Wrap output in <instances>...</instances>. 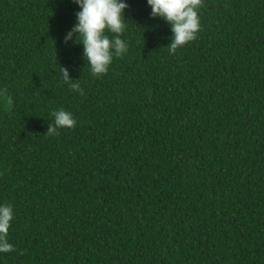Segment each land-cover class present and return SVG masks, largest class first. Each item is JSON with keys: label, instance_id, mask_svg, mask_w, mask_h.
<instances>
[{"label": "trees", "instance_id": "16d2710c", "mask_svg": "<svg viewBox=\"0 0 264 264\" xmlns=\"http://www.w3.org/2000/svg\"><path fill=\"white\" fill-rule=\"evenodd\" d=\"M126 2L97 77L65 43L72 0H0V264H264V0H202L174 54ZM61 109L76 127L48 132Z\"/></svg>", "mask_w": 264, "mask_h": 264}, {"label": "clouds", "instance_id": "9594fccd", "mask_svg": "<svg viewBox=\"0 0 264 264\" xmlns=\"http://www.w3.org/2000/svg\"><path fill=\"white\" fill-rule=\"evenodd\" d=\"M79 8L76 23L65 36V43L80 44L86 66L94 76H102L109 71L114 58L121 57L128 50V44L121 39L126 31V0H72ZM153 19H162L172 33L167 46L171 53L197 39L201 29L199 9L202 0H147ZM109 34H114L110 38ZM62 78L72 89L80 91L79 85L70 77L67 69L62 68ZM9 102H11L9 100ZM54 125H49L48 132L57 129H73L77 121L66 110L52 113ZM14 220V209L10 204H0V254L13 252L9 242V230Z\"/></svg>", "mask_w": 264, "mask_h": 264}]
</instances>
